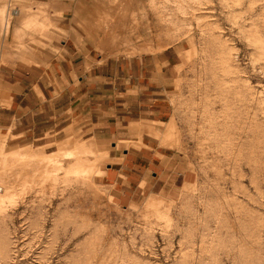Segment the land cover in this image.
<instances>
[{"label":"rangeland","instance_id":"obj_1","mask_svg":"<svg viewBox=\"0 0 264 264\" xmlns=\"http://www.w3.org/2000/svg\"><path fill=\"white\" fill-rule=\"evenodd\" d=\"M109 2L0 0V109L2 75L48 65L66 41L103 60L170 56V120L134 136L156 139L182 176L170 195L119 204L92 140L72 127L17 140L0 110V194L16 191L0 264H264V0ZM108 6L97 29L93 13ZM112 27L125 45H112Z\"/></svg>","mask_w":264,"mask_h":264},{"label":"crops","instance_id":"obj_2","mask_svg":"<svg viewBox=\"0 0 264 264\" xmlns=\"http://www.w3.org/2000/svg\"><path fill=\"white\" fill-rule=\"evenodd\" d=\"M109 6L94 11L97 29L98 17L110 21ZM62 47L60 56L46 66L2 75L9 102L0 109L3 125L17 140L44 141L46 134L61 135L70 127L72 134L92 140L108 161L101 181L112 187L113 200L119 204L144 193L169 190L170 195L174 189L169 181L173 187L182 176L173 165L175 156L156 139L134 135L139 127L152 130L170 120L166 94L172 57L103 60L92 49L83 52L73 41ZM128 142L136 147H127Z\"/></svg>","mask_w":264,"mask_h":264},{"label":"bare ground","instance_id":"obj_3","mask_svg":"<svg viewBox=\"0 0 264 264\" xmlns=\"http://www.w3.org/2000/svg\"><path fill=\"white\" fill-rule=\"evenodd\" d=\"M115 8V7H114ZM119 28L117 27H112L111 30H110V35L112 39L111 43L113 46H119L120 44L122 45H125L126 42L124 41V39L122 37H120L121 35H123L122 33L120 34V32L118 31ZM108 34V33H107ZM125 35V34H124ZM15 152V151H14ZM12 154V153H11ZM21 152L20 153H14V157H17V158H22L21 156ZM26 155V154H25ZM24 155V156H25ZM21 156V157H20ZM28 156V155H26ZM25 156V157H26ZM30 156V155H29ZM7 157V154L5 153V150L1 147L0 149V159L2 161H5ZM10 157V155L8 156ZM46 157V156H45ZM53 158V157H52ZM17 162V161H16ZM23 162V161H22ZM29 162H23L22 164H20L19 166H15V168L11 169L10 171L12 170H15V172L17 173L16 175H18L20 172H19V168L18 167H21L23 168L22 166L27 164L25 168H23V170H26L28 169L27 167H29ZM4 169H5V166H3ZM65 168V167H64ZM3 170V168H2ZM55 171V170H54ZM4 172V171H3ZM87 172V171H86ZM9 173V172H8ZM7 173V174H8ZM67 176L68 177H76L78 176V173H77V170L76 169H70L68 172H67ZM51 177V176H50ZM48 179V178H47ZM51 178H49V181H50ZM76 179V178H74ZM69 180V179H68ZM88 180H91V176L88 174V175H85L84 177V181H88ZM25 182H27V179H25ZM83 182V181H82ZM23 184V183H22ZM11 185V184H10ZM9 184L7 183H2V186L4 188V191L3 193L0 194V219H5L6 217H8V211L10 210V207L14 204V196H15V188L14 186H10ZM23 188L25 189V187L23 186ZM1 190H2V187H1ZM27 191V190H26ZM154 213H157L156 209H153ZM159 216V215H157Z\"/></svg>","mask_w":264,"mask_h":264}]
</instances>
